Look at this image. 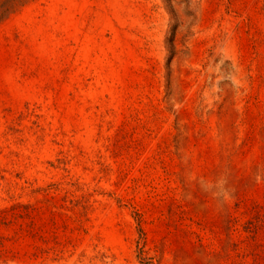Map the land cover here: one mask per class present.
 <instances>
[{
  "label": "rangeland",
  "instance_id": "374dc122",
  "mask_svg": "<svg viewBox=\"0 0 264 264\" xmlns=\"http://www.w3.org/2000/svg\"><path fill=\"white\" fill-rule=\"evenodd\" d=\"M0 264H264V0L1 20Z\"/></svg>",
  "mask_w": 264,
  "mask_h": 264
},
{
  "label": "trees",
  "instance_id": "16d2710c",
  "mask_svg": "<svg viewBox=\"0 0 264 264\" xmlns=\"http://www.w3.org/2000/svg\"><path fill=\"white\" fill-rule=\"evenodd\" d=\"M27 1L28 0H4L0 5V21L10 15L19 5Z\"/></svg>",
  "mask_w": 264,
  "mask_h": 264
}]
</instances>
